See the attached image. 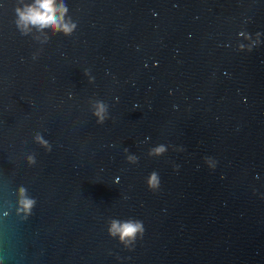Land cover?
I'll return each instance as SVG.
<instances>
[{"label":"water","instance_id":"95a60500","mask_svg":"<svg viewBox=\"0 0 264 264\" xmlns=\"http://www.w3.org/2000/svg\"><path fill=\"white\" fill-rule=\"evenodd\" d=\"M61 4L0 0V264H264V0Z\"/></svg>","mask_w":264,"mask_h":264},{"label":"clouds","instance_id":"9594fccd","mask_svg":"<svg viewBox=\"0 0 264 264\" xmlns=\"http://www.w3.org/2000/svg\"><path fill=\"white\" fill-rule=\"evenodd\" d=\"M67 13V8L61 4L59 7L55 6V0H36L35 6L26 7L24 10L17 9L19 20L18 25L27 34L29 25L40 26L41 28H51L54 31H63L66 35L71 34L75 25L64 22V15ZM251 51V49H249ZM87 74V73H86ZM97 111L95 116L98 117V123L103 124L105 122V113L107 112L106 106L100 102L97 104ZM36 140L38 143L43 144L51 151V146L42 139L40 135H37ZM166 151V148L161 145L154 148L149 154L154 156H160ZM129 162L137 163L138 158L135 156L128 157ZM35 158L29 157V163L35 164ZM148 187L151 191H158L161 185L159 174L153 172L150 174L147 180ZM20 206L21 211L27 214H31L32 209L35 207L37 201L33 198H29L24 189L20 190ZM145 232L144 224L142 221L129 219V220H117L113 219L110 222L109 234L113 238L117 236L121 243L126 246L134 244L137 237L142 238Z\"/></svg>","mask_w":264,"mask_h":264}]
</instances>
